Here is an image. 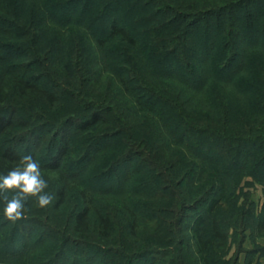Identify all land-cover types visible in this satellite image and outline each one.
Instances as JSON below:
<instances>
[{
    "label": "trees",
    "instance_id": "trees-1",
    "mask_svg": "<svg viewBox=\"0 0 264 264\" xmlns=\"http://www.w3.org/2000/svg\"><path fill=\"white\" fill-rule=\"evenodd\" d=\"M191 1L167 11L153 0H34L24 11L22 0H0V175L31 154L40 162L43 178L45 172L58 173L51 179L56 206L65 202L72 188L79 200L65 216L69 229L47 226L48 235L30 245L26 237L32 229L25 234L29 217L24 213L16 222L7 220L5 202L0 200V219L10 222L8 241L26 235L24 250L9 253L26 257L29 264H56L70 244L79 243L89 253L114 251L126 264L146 253L168 258L157 241L141 246L150 231L141 225L140 209L127 203L122 207L123 217L113 206L95 202L101 195L135 193L133 187L139 180L145 184L144 179L156 177L168 182L163 188L169 186L179 198L176 208L170 198L155 208L162 193L146 200L147 207L171 214L158 218L165 224V247L172 242L176 247L182 244L189 212L206 201L205 211L213 217L211 236H203V213L191 223L189 234L199 262L218 263L217 256L227 248L229 238L217 216L228 196L225 176L241 162L248 147L253 149L249 167L264 176V123L254 124L242 111L230 118L229 107L219 96L216 124L200 119L201 111L192 112L186 98L162 76L173 80L174 64L175 79L190 86L211 72L225 77L240 66L246 43L251 42L254 49L262 42L259 48L264 50V7H255L256 0H204V7L190 6ZM49 21L69 30L56 27L52 31L46 24ZM42 39L47 41L42 43ZM64 48L68 56L63 65L77 78L75 87L58 82L56 60ZM100 55L104 61L98 68L105 66L106 77L110 76L104 90L89 87L94 92L88 97L91 85L83 80L84 64ZM251 58L260 78L253 105L264 109V66L254 55ZM114 95L127 96L129 103L114 101ZM32 132L38 133L30 139ZM99 138L107 140L101 148L96 146ZM28 139L33 149L23 145ZM134 158L137 162L119 175V187L103 185L121 164ZM188 162L191 171L186 179L173 183L166 177L167 171L181 169ZM76 163L81 165L75 169ZM207 167L216 171L209 181H205L211 171ZM184 183L191 186L181 190ZM256 227L264 233V207ZM117 230L122 239L115 246L110 238ZM127 240L133 248L125 244Z\"/></svg>",
    "mask_w": 264,
    "mask_h": 264
},
{
    "label": "rangeland",
    "instance_id": "rangeland-1",
    "mask_svg": "<svg viewBox=\"0 0 264 264\" xmlns=\"http://www.w3.org/2000/svg\"><path fill=\"white\" fill-rule=\"evenodd\" d=\"M33 1L34 0H22V8H24V11H27L28 6L30 7ZM153 1H155L156 4L165 7L166 10L169 8L171 9V11H173V7H175L176 5H180L181 3H188L191 0ZM195 1L196 2L194 3L191 1L190 6L197 5L199 7H204V0ZM211 1L212 3H214L213 1L218 2L220 0ZM255 2H257V4ZM255 2H253L255 7H264V0H256ZM148 3L150 4V1H148ZM260 3H262V5H258ZM134 11L136 10L134 9ZM46 24L52 26L50 27L52 28V31L57 29L56 27H60V29L62 30H69L67 26H63L61 24L57 25L50 21ZM86 33L89 36V32ZM196 35L197 38H199L200 35L198 33ZM44 40L45 39H42V43L44 42ZM46 41L47 39L45 40V42ZM249 43L251 42L246 43L248 49L241 53L242 55L240 66L236 68L233 67L234 69H232L230 73L225 77H216L215 75H213V72H211L205 74V79H203L201 83H198V85L190 86L188 84H185V82L181 80L175 79L178 74L177 68L174 67L173 64V71L171 70L170 72L173 80L163 76L162 78L169 81L168 85L170 84L174 91L181 92L183 98H186L187 107L192 112L200 113L201 111L202 114H199L200 119L216 124V121L218 120V111L216 110V105L217 96H219L224 99L223 101L229 107L230 118L235 117V112L242 111V113L245 114V116L249 118V120L254 124H263L264 109H261L259 107L256 108L253 105L254 95L256 91H259V86L257 83L259 82L260 78L257 68L253 65L251 56L254 55L255 60L256 57L257 59H260L259 63L264 66V50L263 48H259V45H261L262 42H260L258 45H254V49L253 45ZM59 53V60L58 57L56 60V71L60 72V78H58V82L62 86H67V88L75 87L77 78L74 76L71 68H67L63 65V63L66 62L68 56L66 54V48L60 50ZM138 55L144 56L140 52ZM102 58L103 57H101V55L96 56L90 63L84 64L83 80L85 79V81H88V84L86 85H91L87 87L86 95L88 97L91 96L90 93L94 92L90 90V88L92 89V87L104 90V86L106 85L108 80L107 78L110 76L108 75V77H106V73H108L109 70L105 66L102 67V69L104 68L102 73H99L102 69L99 70L98 66H102L100 62L104 61L101 60ZM207 61L208 60H205L204 64ZM108 67L110 68V66ZM159 78L162 79L161 77ZM96 91L97 93L100 92L99 90ZM116 98H119L120 102L122 100V104L126 103L124 101H127L128 99L127 96L120 98L114 95L113 100L116 101ZM64 102H66V100L60 102L59 105H62ZM218 109L220 110V106L218 107ZM133 113L137 118V112L134 111ZM97 132H99V130ZM37 133L38 132H36V134ZM36 134L32 132L29 138L32 139L31 137ZM30 139H28L27 141L25 140L23 142V145L25 147H29L30 145H32L33 149V144H31ZM105 139L106 138H102L101 140L99 138L100 142H95L98 143L96 144V146H99L101 148L107 141ZM245 150L246 154L242 158L241 162H238L236 167L232 168V170H228V173L225 176L226 192L228 196L226 202L222 204L223 207H221L220 212H218L217 216L222 229L228 232L229 238L227 248H223L222 251H220L221 256H217V264H264V233L258 230V228L256 227V218L264 207V176L261 175V172L251 169V167H249L248 165V163H250L248 158L253 157L252 147H248ZM136 162L137 158H134L130 162H122L123 164H121L120 167L115 170L114 175L110 179L108 178V182L105 181L107 183L103 185L119 187V182L121 180V177L119 175L123 171H125L128 166L134 165ZM76 164L72 165L73 167L75 166V169L79 167V165H81ZM190 164L191 163L188 162L181 166V169L178 170L174 167L172 170L167 171L168 174H166V177L170 176V179H172L171 182L173 183H180L183 179L187 178V174H190ZM206 170H211L209 171V179H205V181H209L211 180V178H213L212 176L216 174V171L211 169V167L210 169L209 167H207ZM50 173L51 174L45 172L44 178L48 181V188L45 191L53 196L54 201V181L51 179L54 178V175L55 177H57L58 173H54L52 171ZM180 179L182 180L180 181ZM144 180H147L145 184L143 180H139L133 187V192L135 193H130V195L125 193L118 196L101 195L99 196V199L97 198V200H95V202H99L104 206H113V208L118 209V213L123 217H125V214L122 207H127V203L130 205V207L140 209V217L142 219L141 225L147 226V229L151 232L147 233V235L142 239L141 246L147 244V242L154 243L155 241H157V243H160L161 246L163 245V248L166 250V254L168 255V258H165V256L163 255V259L162 255L160 254L146 253L134 258L133 261H131L130 259L128 264H166V262L168 261H177L178 264H201L197 259L194 250L195 244H193V241L190 238L189 227L191 223H193L197 215L203 213V215L205 216V220L202 224L203 236H211L213 229V217L208 215L205 211L206 201L200 202L194 209L189 212L187 219L184 222V241L182 242V244L176 247L177 244H173L172 242L169 247L166 248L165 245L167 246V233L164 227L165 224L164 222L161 223L162 221H160L158 218H167L171 214L147 207L146 200L153 193H162L160 196H157L159 199V203L155 208H161L163 206V202H165L167 198H170L173 201L172 206L176 208L179 198L178 196L172 195L171 192L173 191V189L169 186H164L165 188H163V184L168 182L162 181L156 177H153V179ZM74 184L80 185L79 183ZM190 186V184L184 183L181 190L185 188L187 189ZM72 189L69 192V195L66 198L65 202L60 206H56L52 201V203L46 208H40L35 198H30L27 201L28 205H25L24 213L26 214V217H29V220L27 221V223H25V234L27 233L29 228H31L32 231L31 234L28 231L29 235L27 233V237L25 234L22 235L28 239V245L36 243V240L39 238L41 239L43 235H48L47 233H45L48 228L47 226L58 228L61 230H67L66 228L69 229L70 225L68 226L67 221H65V216L79 202ZM189 196L190 198H193V194L190 193ZM127 197H131L130 201H127ZM154 217H157V221L152 220ZM33 219H40V222H35ZM9 226V221L0 219V264H29V261L28 259L26 260V257L19 258L18 254L14 255L8 252V250L16 251L23 249V241L25 240L24 237L21 239L18 238V240L16 241L14 240L12 242H9V238H6V235L9 236L10 234L7 232V228ZM154 226H157L158 228H155ZM110 239L112 240V242H114V245L117 246L122 239L120 231H115ZM125 244H128L129 247L133 248V243H129L128 240ZM83 247L84 245L79 243L70 244L67 248L66 253L56 264H113L114 261L118 262V264H126V262L123 263V261H125L126 259H122V257L120 255L118 256V254H116L114 251H107L104 254H96L85 252L84 250H82Z\"/></svg>",
    "mask_w": 264,
    "mask_h": 264
},
{
    "label": "clouds",
    "instance_id": "clouds-1",
    "mask_svg": "<svg viewBox=\"0 0 264 264\" xmlns=\"http://www.w3.org/2000/svg\"><path fill=\"white\" fill-rule=\"evenodd\" d=\"M48 181L43 178L40 162L31 154L23 155L6 175H0V200L5 202L4 217L12 222L24 216L26 202L35 198L40 208H46L53 196L45 191Z\"/></svg>",
    "mask_w": 264,
    "mask_h": 264
}]
</instances>
